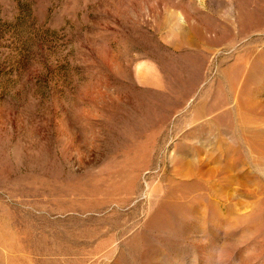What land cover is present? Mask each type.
Wrapping results in <instances>:
<instances>
[{
	"label": "rangeland",
	"instance_id": "obj_1",
	"mask_svg": "<svg viewBox=\"0 0 264 264\" xmlns=\"http://www.w3.org/2000/svg\"><path fill=\"white\" fill-rule=\"evenodd\" d=\"M0 264H264V0H0Z\"/></svg>",
	"mask_w": 264,
	"mask_h": 264
}]
</instances>
